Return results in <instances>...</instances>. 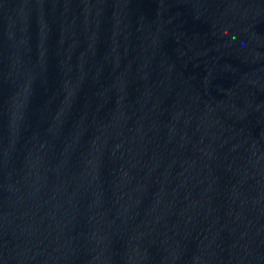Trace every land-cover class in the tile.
I'll return each instance as SVG.
<instances>
[{
    "label": "water",
    "instance_id": "obj_1",
    "mask_svg": "<svg viewBox=\"0 0 264 264\" xmlns=\"http://www.w3.org/2000/svg\"><path fill=\"white\" fill-rule=\"evenodd\" d=\"M0 264H264V0H0Z\"/></svg>",
    "mask_w": 264,
    "mask_h": 264
}]
</instances>
